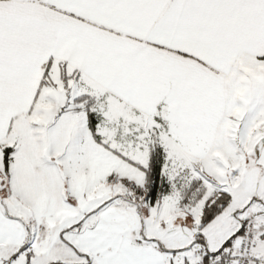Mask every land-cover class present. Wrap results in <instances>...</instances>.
Listing matches in <instances>:
<instances>
[{
	"label": "snow or ice",
	"instance_id": "obj_1",
	"mask_svg": "<svg viewBox=\"0 0 264 264\" xmlns=\"http://www.w3.org/2000/svg\"><path fill=\"white\" fill-rule=\"evenodd\" d=\"M0 264H264V0H0Z\"/></svg>",
	"mask_w": 264,
	"mask_h": 264
}]
</instances>
